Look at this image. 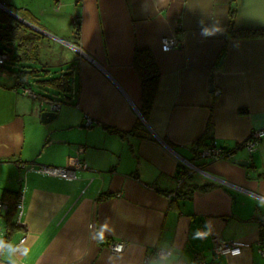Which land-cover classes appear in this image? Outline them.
Masks as SVG:
<instances>
[{"label": "crops", "instance_id": "0c3cea01", "mask_svg": "<svg viewBox=\"0 0 264 264\" xmlns=\"http://www.w3.org/2000/svg\"><path fill=\"white\" fill-rule=\"evenodd\" d=\"M1 11L41 36L33 74L52 75L56 59L73 81L43 123L48 105L22 94L19 65L0 67V239L23 194V226L8 239L27 250L21 264H142L164 243L180 264H264V138L252 152L242 145L264 129V36L237 32L264 29V0H0ZM214 24L220 33L201 34ZM170 36L179 45L163 50ZM137 48L159 70L147 119ZM199 139L232 157L197 158ZM76 158L87 163L76 181L22 166ZM214 238L247 246L213 257ZM109 240L124 251L111 253Z\"/></svg>", "mask_w": 264, "mask_h": 264}, {"label": "trees", "instance_id": "16d2710c", "mask_svg": "<svg viewBox=\"0 0 264 264\" xmlns=\"http://www.w3.org/2000/svg\"><path fill=\"white\" fill-rule=\"evenodd\" d=\"M21 16L24 17V13H21ZM233 16L234 10H231L230 25ZM237 32L246 36H264V29H246ZM40 39L39 33L27 28L8 14L0 12V43L3 44L0 47V52H6L9 55L8 64L19 65V69L14 71L16 85L21 88L28 86L40 100L58 102L61 105L63 98L69 100V95L73 91L72 73L63 72L57 75H49L48 71H43V75L39 77H37V74H33L34 70L30 69V65L38 62ZM10 46H13V49ZM132 62L141 81V107L139 111L141 116L147 119L158 85L159 70L151 52L146 48L135 49ZM7 63L2 67H5ZM31 84H34L39 90L34 91ZM48 91H52L53 96H50ZM61 95L63 98L60 97ZM195 145L198 149H202L213 144H205L199 139L195 142ZM224 150L228 152L226 149ZM195 156L197 157L196 153ZM181 168L185 169V166L179 163L178 170H181ZM18 197L19 194L15 197L14 207H11L7 213V236L3 239L6 242L16 227V202ZM259 234L261 238H264V226H261Z\"/></svg>", "mask_w": 264, "mask_h": 264}, {"label": "built area", "instance_id": "2783aa9c", "mask_svg": "<svg viewBox=\"0 0 264 264\" xmlns=\"http://www.w3.org/2000/svg\"><path fill=\"white\" fill-rule=\"evenodd\" d=\"M179 45V40L175 36L165 37L162 39L161 47L163 50H169L171 48L177 47ZM9 60V55L6 52H0V67L5 65ZM21 92L23 95L29 96V97H36L35 93L28 87L23 86L21 88ZM41 105L47 104L48 109L51 111L57 112L60 104L58 102H49L46 100H40ZM89 122V120H87ZM262 138H264V129H256L250 132L248 137L245 139V141L242 143V145L246 148L248 152L254 151L258 145L260 144ZM194 152L197 154L198 158L202 159H218V158H231L232 153L226 152L223 148L212 145V146H205L202 149H198L196 145L193 146ZM23 167L33 170L39 174H44L50 177H55L59 179H63L66 181H76L79 179L78 177V171L84 170L87 168V163L80 159L76 158L74 159L72 165L70 167H56V166H49V165H38V164H22ZM22 198L23 194L19 195L17 202H16V225L23 226L21 216L23 211V205H22ZM1 207V202H0ZM25 240V237L23 236L21 238V242ZM247 244L239 241H221L220 239L214 238L213 239V257H216L218 255H239L244 247H246ZM106 247L108 250L113 254H119L124 251L125 249V243L123 241H112L109 240L106 243ZM159 247H155L153 249L152 254L147 255L144 259L142 264H149L150 258L155 254ZM204 262L202 260H198L197 264H203Z\"/></svg>", "mask_w": 264, "mask_h": 264}, {"label": "clouds", "instance_id": "9594fccd", "mask_svg": "<svg viewBox=\"0 0 264 264\" xmlns=\"http://www.w3.org/2000/svg\"><path fill=\"white\" fill-rule=\"evenodd\" d=\"M222 29L218 24L211 27H202L201 34L205 37L220 33ZM264 204V201L261 202ZM207 224V222H205ZM200 229L194 235L198 236ZM150 258L149 264H180L181 251L174 244L164 243ZM28 255L27 250L21 252L19 245H14L10 241L0 239V257H3L5 264H21L22 258Z\"/></svg>", "mask_w": 264, "mask_h": 264}, {"label": "water", "instance_id": "95a60500", "mask_svg": "<svg viewBox=\"0 0 264 264\" xmlns=\"http://www.w3.org/2000/svg\"><path fill=\"white\" fill-rule=\"evenodd\" d=\"M9 11V9H8ZM14 17H16L18 20L22 21V22H25L24 19H22L21 17L17 16L15 13L9 11ZM31 25V24H30ZM36 28V27H35ZM57 116V112L55 111H51V110H48V109H43L41 111V114H40V118H41V121L43 123H47L51 120H53L55 117ZM238 164H241V161H236Z\"/></svg>", "mask_w": 264, "mask_h": 264}, {"label": "rangeland", "instance_id": "374dc122", "mask_svg": "<svg viewBox=\"0 0 264 264\" xmlns=\"http://www.w3.org/2000/svg\"><path fill=\"white\" fill-rule=\"evenodd\" d=\"M50 62H54V65H51V66H49L48 68H49V70H50V72L52 73V75H57L58 73H59V64L58 63H56L57 62V60L56 59H54V60H52V61H50ZM31 88L34 90V91H38L39 89L35 86V85H33V84H31ZM48 94L50 95V96H53V92L52 91H48ZM32 100L33 101H37V100H35V99H33L32 98ZM39 109L42 111V106H40L39 107Z\"/></svg>", "mask_w": 264, "mask_h": 264}]
</instances>
